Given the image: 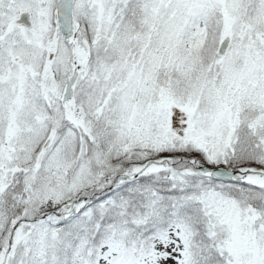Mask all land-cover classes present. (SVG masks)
<instances>
[{
  "label": "snow or ice",
  "instance_id": "6c2138e0",
  "mask_svg": "<svg viewBox=\"0 0 264 264\" xmlns=\"http://www.w3.org/2000/svg\"><path fill=\"white\" fill-rule=\"evenodd\" d=\"M0 264H264V0H0Z\"/></svg>",
  "mask_w": 264,
  "mask_h": 264
}]
</instances>
